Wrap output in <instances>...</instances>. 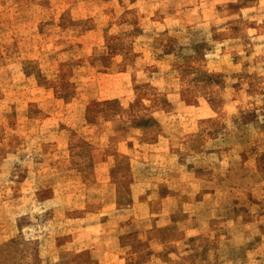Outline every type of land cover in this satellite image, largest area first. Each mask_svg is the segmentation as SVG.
<instances>
[{"label":"rangeland","instance_id":"rangeland-1","mask_svg":"<svg viewBox=\"0 0 264 264\" xmlns=\"http://www.w3.org/2000/svg\"><path fill=\"white\" fill-rule=\"evenodd\" d=\"M0 264H264V0H0Z\"/></svg>","mask_w":264,"mask_h":264}]
</instances>
